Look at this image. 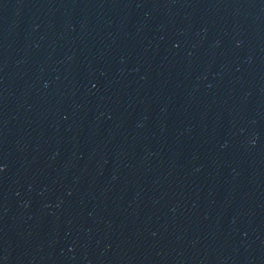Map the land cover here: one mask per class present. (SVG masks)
Instances as JSON below:
<instances>
[{
	"label": "water",
	"instance_id": "obj_1",
	"mask_svg": "<svg viewBox=\"0 0 264 264\" xmlns=\"http://www.w3.org/2000/svg\"><path fill=\"white\" fill-rule=\"evenodd\" d=\"M0 264H264V0H0Z\"/></svg>",
	"mask_w": 264,
	"mask_h": 264
}]
</instances>
